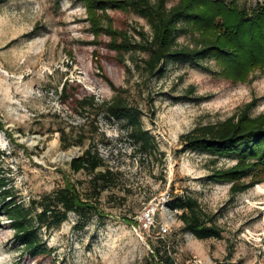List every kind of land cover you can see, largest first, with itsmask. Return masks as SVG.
I'll use <instances>...</instances> for the list:
<instances>
[{
	"label": "rangeland",
	"instance_id": "rangeland-1",
	"mask_svg": "<svg viewBox=\"0 0 264 264\" xmlns=\"http://www.w3.org/2000/svg\"><path fill=\"white\" fill-rule=\"evenodd\" d=\"M177 0H168V4ZM251 10L264 0H224ZM118 29L151 32L132 12L108 9ZM82 0H0V181L15 201L29 206L43 193L63 186L69 173L89 192V175L73 173L69 162L88 145L103 157V168L115 172L116 187L100 195L103 219L92 216L82 229L80 217L69 213L58 227L40 231L51 248L32 258L14 236L0 195V264H146L161 226L160 238L178 264H264V176L243 192L231 193L229 182L210 175L234 160H214L206 153L181 150L182 133L202 124L218 123L247 113L264 114V73L253 71L245 81L224 77L212 59L210 70L187 60H169L146 75L128 56L127 69L107 48L108 37L94 41ZM188 44L190 39L179 37ZM135 58L144 56L133 55ZM114 85H111L110 82ZM63 84L81 94L110 100L120 89L136 105L143 127L155 138L156 149L145 155L128 135L124 120L99 109L73 108L61 96ZM115 86V88H113ZM67 133L63 148L61 130ZM84 143H74L79 134ZM61 170V171H60ZM3 188V189H4ZM88 194H91L90 192ZM179 195L196 198L222 229L221 237L197 239L184 231L178 211L166 200ZM8 200V199H7ZM157 207L150 228L141 213ZM124 218H133L130 223Z\"/></svg>",
	"mask_w": 264,
	"mask_h": 264
},
{
	"label": "trees",
	"instance_id": "trees-1",
	"mask_svg": "<svg viewBox=\"0 0 264 264\" xmlns=\"http://www.w3.org/2000/svg\"><path fill=\"white\" fill-rule=\"evenodd\" d=\"M88 11L94 41L102 35L108 37L107 48L115 53V59L127 69L126 56L137 69L153 75L163 69L169 60H187L193 66L210 70L203 65L212 59L220 73L233 81H245L256 70L264 73V3L256 4L250 11L224 0H82ZM132 12L148 23L150 34L137 30V36L128 29H118L108 9ZM190 39L188 44L179 37ZM143 54L135 58V54ZM107 80V79H106ZM110 82L109 80H107ZM111 83V82H110ZM111 85H114L111 83ZM115 88V86H113ZM110 100L99 101L94 94H81L76 87L63 84L61 96L72 98L73 108L99 109L109 118L124 120L128 135L136 148L145 155L156 149L154 136L143 127L140 109L129 103L120 89ZM85 135L77 136L74 143L83 144ZM63 148L71 146L67 133L61 130ZM181 150L206 153L214 160L227 158L234 164L216 169L210 178L217 182H229L230 192L238 193L253 187L264 176V114L250 117L243 113L218 123L202 124L182 133ZM104 165L97 149L88 145L81 155L69 162L73 173L89 175V192L83 193L80 184L69 173L62 172L63 186L43 193L29 206L15 201L9 189L0 181L3 211L8 216L14 236L32 258L48 255L51 248L42 240L40 231L58 227L68 219L69 213L80 217L76 229H82L87 221L97 215L103 219L106 212L100 208V195L110 187H116L115 172ZM4 188V189H3ZM8 199V200H7ZM170 207L178 211V219L184 231L197 239L219 238L222 229L203 210L199 201L189 195H179L168 200ZM136 223L133 218H124ZM156 236L146 264H178L167 248V242Z\"/></svg>",
	"mask_w": 264,
	"mask_h": 264
},
{
	"label": "built area",
	"instance_id": "built-area-1",
	"mask_svg": "<svg viewBox=\"0 0 264 264\" xmlns=\"http://www.w3.org/2000/svg\"><path fill=\"white\" fill-rule=\"evenodd\" d=\"M163 200L165 202H167L168 200H166L165 198H163ZM157 207L154 205H148L143 212L141 213V220H142V224L144 227L146 228H150L151 225L154 223V215H155V211H156ZM167 232V228L165 226H161L160 230H159V234L160 236H163L165 233Z\"/></svg>",
	"mask_w": 264,
	"mask_h": 264
}]
</instances>
